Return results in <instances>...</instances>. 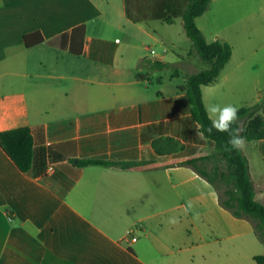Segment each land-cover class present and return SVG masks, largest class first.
Wrapping results in <instances>:
<instances>
[{
    "label": "crops",
    "instance_id": "crops-1",
    "mask_svg": "<svg viewBox=\"0 0 264 264\" xmlns=\"http://www.w3.org/2000/svg\"><path fill=\"white\" fill-rule=\"evenodd\" d=\"M189 2L0 0V132L28 127L34 139L28 173L0 147V264H245L264 253L214 187L176 165L215 148L184 90L201 67L193 45L178 53ZM196 24L232 48L202 88L205 106L260 102L264 0H212ZM81 26L77 55L60 38ZM37 32L45 41L26 48ZM243 151L264 203V139ZM132 163L150 165L121 166Z\"/></svg>",
    "mask_w": 264,
    "mask_h": 264
},
{
    "label": "trees",
    "instance_id": "trees-1",
    "mask_svg": "<svg viewBox=\"0 0 264 264\" xmlns=\"http://www.w3.org/2000/svg\"><path fill=\"white\" fill-rule=\"evenodd\" d=\"M212 0H190L182 12L183 28L190 39L193 49L189 55L196 54L201 62L200 70L187 76L184 90L188 97L193 119L200 125L203 134L214 143V151L210 154H200L183 159L176 163L180 166L192 167L201 177L216 190L221 206L228 209L235 217L250 220L254 225L257 238L264 245V203L256 198V185L252 178L249 159L244 151H237L227 144L228 134L213 130L210 135L206 128L210 125L208 114L205 112L202 88L214 82L221 74L232 57L231 46L216 40L209 43L196 24V19L209 7ZM77 36L81 40L78 50L74 51L72 43ZM85 27L74 29L60 38L63 49L71 53H82V40ZM24 46L31 48L42 44L45 38L40 33H32L24 37ZM155 67L167 68L168 65L156 62ZM239 126L241 135L247 142L264 139V102L246 104L239 107ZM236 125H233L235 127ZM172 143V151L180 149V145L173 139H166ZM34 139L31 129L21 127L0 132V147L23 173H28L33 163ZM156 147V145H155ZM82 165H117L106 161H82ZM150 164H121L122 167L147 168ZM210 165L211 169L207 170ZM257 264H264V253L256 256Z\"/></svg>",
    "mask_w": 264,
    "mask_h": 264
},
{
    "label": "clouds",
    "instance_id": "clouds-1",
    "mask_svg": "<svg viewBox=\"0 0 264 264\" xmlns=\"http://www.w3.org/2000/svg\"><path fill=\"white\" fill-rule=\"evenodd\" d=\"M205 112L208 114L210 125L206 128L208 134L213 130L220 133H227V144L237 151H243L246 147V138L242 136L239 126V108L232 104L221 106L211 104L205 106ZM233 125H236L233 127Z\"/></svg>",
    "mask_w": 264,
    "mask_h": 264
},
{
    "label": "rangeland",
    "instance_id": "rangeland-1",
    "mask_svg": "<svg viewBox=\"0 0 264 264\" xmlns=\"http://www.w3.org/2000/svg\"><path fill=\"white\" fill-rule=\"evenodd\" d=\"M151 25H152V26H155L154 24H151ZM182 36H183V38H182V40H181V46L183 47V49H182V50H178V53H179V54H182V55H186V52H188V50L192 47V42H191L190 39L186 36V33L184 32V28H182ZM143 40H145L146 43H147L148 45L152 46V47H153L155 50H157L159 53H162V52H163V45H161L160 43H156V42H154V41H152V40H148V41H147V39H143ZM262 43H264V37L262 38ZM176 68H177V66H175V67H171V69H169V70H167V71L156 72V73H155L154 84L157 83V80H158V78H159L160 76H163L164 78H168L169 74H172V72L175 71ZM181 83H182V81H181ZM260 84H261V87H262V89H261L262 96H261V98H260V102H264V82H261ZM248 143H249V142L246 143V147H247ZM206 168H207V170H210V169H211V166L208 165ZM257 200H258V199H257ZM259 201H260V200H259ZM260 202H261V201H260ZM262 203H263V202H262ZM225 211H228V213L232 215V213H231L228 209L225 208ZM239 219H240V220H243V221H247V222L251 225V228H253L252 236H255V239H257V240H256L257 243H258L259 245H261V246L264 247V245L261 243V241L257 238V236H256V234H255L253 223H252L250 220L245 219V218H239ZM246 233L248 234V231H247ZM254 250H255V249H253L252 252H254ZM246 252H247L246 255H248V253L250 252V249L247 248V249H246ZM244 263H245V264H257V262L253 261V260L251 259V257H247Z\"/></svg>",
    "mask_w": 264,
    "mask_h": 264
},
{
    "label": "built area",
    "instance_id": "built-area-1",
    "mask_svg": "<svg viewBox=\"0 0 264 264\" xmlns=\"http://www.w3.org/2000/svg\"><path fill=\"white\" fill-rule=\"evenodd\" d=\"M151 53H152V54H155V51L153 50V51H151ZM133 240H135V239H133Z\"/></svg>",
    "mask_w": 264,
    "mask_h": 264
}]
</instances>
